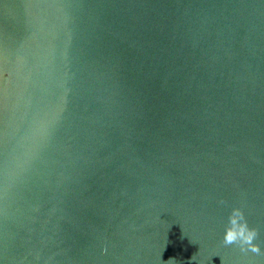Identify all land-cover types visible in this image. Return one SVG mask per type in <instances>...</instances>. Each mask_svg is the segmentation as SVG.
Listing matches in <instances>:
<instances>
[{
  "label": "water",
  "instance_id": "95a60500",
  "mask_svg": "<svg viewBox=\"0 0 264 264\" xmlns=\"http://www.w3.org/2000/svg\"><path fill=\"white\" fill-rule=\"evenodd\" d=\"M0 264H264V0H0Z\"/></svg>",
  "mask_w": 264,
  "mask_h": 264
},
{
  "label": "clouds",
  "instance_id": "9594fccd",
  "mask_svg": "<svg viewBox=\"0 0 264 264\" xmlns=\"http://www.w3.org/2000/svg\"><path fill=\"white\" fill-rule=\"evenodd\" d=\"M221 204L225 203L223 200ZM258 236V231L250 227L245 213L240 207H232L228 216V224L223 235L225 245H237L242 252L259 253L260 247L254 241Z\"/></svg>",
  "mask_w": 264,
  "mask_h": 264
}]
</instances>
